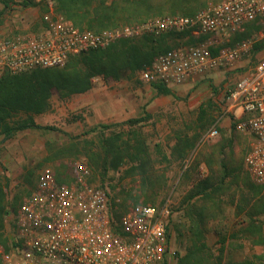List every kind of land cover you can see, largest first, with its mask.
Masks as SVG:
<instances>
[{"label": "built area", "instance_id": "built-area-1", "mask_svg": "<svg viewBox=\"0 0 264 264\" xmlns=\"http://www.w3.org/2000/svg\"><path fill=\"white\" fill-rule=\"evenodd\" d=\"M252 24L261 30L227 45ZM168 32H187L193 43L157 54L139 71L142 82L170 87L217 71L227 77L264 37V0H221L189 16H163L99 31L79 29L62 16L46 13L35 33L0 34V77L61 67L72 56L121 39ZM237 78L225 86L220 116L229 117L233 130L248 139L244 170L251 181L264 185V57ZM218 121L200 141L217 135ZM72 166L70 180L63 182L52 166L39 171L31 193L11 216V239L0 247V264H159L170 248L169 200L121 210L107 189L92 184L86 164L74 161Z\"/></svg>", "mask_w": 264, "mask_h": 264}, {"label": "rangeland", "instance_id": "rangeland-1", "mask_svg": "<svg viewBox=\"0 0 264 264\" xmlns=\"http://www.w3.org/2000/svg\"><path fill=\"white\" fill-rule=\"evenodd\" d=\"M219 1L221 0H207L204 7ZM46 13L65 16L62 10L58 9L57 0H0V34L12 36L35 33ZM185 40L187 38L171 40L169 43H183ZM257 41L264 45V37ZM263 57L264 49L250 55L245 70L252 68ZM245 70L239 68L228 72L227 77L218 74L188 78L181 84H186L185 88L180 92L174 91L169 97V102L163 99L156 103L151 112H141L139 117L142 121L137 124L87 125L83 114L72 110L76 103L70 97L79 94L64 99L56 93L52 94L46 109L41 114L33 115V120L42 126L55 127L61 130V133L44 129H25L0 145V183L5 186L4 204L7 209V214L3 217L5 240L0 247L11 239V216L31 193L39 171L45 166L55 167L48 154L57 147H65L70 143L85 146L97 138L105 139L112 134H120L122 140H126L130 133L134 132L144 139L148 147L143 166L126 158L116 169L108 170L103 176L90 170L91 182L107 189L118 207L139 203L158 205L169 200V246L175 253L170 256L167 264H192L198 259L201 264H264V213L250 222L244 217V213L239 211V195L231 194L239 189L248 191L250 185L254 188L262 186L259 194L261 195L264 186L251 181L244 170L243 156L248 147V139L233 130L229 117L220 116L225 103V86L237 80L238 75ZM92 83V88L99 87L109 93L126 88L139 89L143 93V89H146V92H150L149 101L165 96L158 94L152 84L142 82L138 73L119 81L104 80L103 77L97 76ZM169 89L173 90L170 87ZM201 109L204 113L200 112ZM237 113L236 110L234 114ZM217 118V135L200 141ZM186 139L196 140L193 147L187 149L188 152L183 155L184 146L187 145V142H184ZM48 148H51V151L48 152ZM84 160L82 152L76 154L75 161L85 164ZM72 162L69 164V174L73 173ZM222 162L229 170H234L223 186L224 195L221 198L226 201V214L219 217L222 218L219 221L222 224L217 228L215 222H209L210 228L205 235L209 250L187 260L186 242L178 237V233H184L186 230V220L181 217L180 203L195 191L193 187L198 181L210 175L208 164L213 175L220 177ZM140 167H143V173ZM140 190L146 192L148 200L142 193L139 194ZM229 195L233 197L232 204ZM136 198L139 200L135 201ZM235 213H238V216L235 217ZM248 223L247 232L244 229ZM222 225L225 229L221 230L220 235H216L213 229L219 231Z\"/></svg>", "mask_w": 264, "mask_h": 264}, {"label": "trees", "instance_id": "trees-1", "mask_svg": "<svg viewBox=\"0 0 264 264\" xmlns=\"http://www.w3.org/2000/svg\"><path fill=\"white\" fill-rule=\"evenodd\" d=\"M206 3L207 0H57V7L65 14L64 18L79 29L99 31L119 26V23L137 24L163 16H189L197 9L204 7ZM260 30L259 26L252 24L243 33L232 36L227 45H232ZM184 38L187 40L183 43H169L171 40H183ZM260 42L256 41L253 44L251 55L264 49V45H260ZM187 43H193V39L187 32H168L159 37L146 34L134 39H121L104 49L90 50L72 56L61 67L34 69L19 75L0 77V145L25 129H44L61 133L62 131L55 127L41 126L33 120V115L41 114L46 109L52 94L56 93L64 99L74 94L85 93L92 89L93 79L97 76L113 81L128 79L149 65L157 54ZM211 52L214 53L215 50ZM152 87L158 94H171L170 89L161 84H152ZM200 112L204 113V110L201 109ZM141 121L139 117L115 123L114 126L137 124ZM195 140L186 139L184 141L187 145L184 146L183 155H186L187 149L193 147ZM49 151L51 148H48ZM147 151L148 147L144 139L137 133L131 132L126 140H122L120 134H112L105 139L97 138L93 143H86L85 146L80 143H70L65 147H57L48 154V157L55 165L57 180L63 182L70 180L69 164L75 161V156L79 152H82L86 166L103 176L108 170L116 169L126 158L137 161L143 166ZM207 166L210 175L198 181L193 187L195 191H192L180 203L181 217L186 220V230L184 233H178V237L186 242L187 260L209 250L205 243V235L210 228L209 222H215L217 228L219 224H222L219 222L222 218L219 217L226 214V201L221 197L224 195L225 181L234 170H229L222 162L220 164L221 176L218 177L213 175L209 164ZM142 168L140 167V170L143 173ZM261 188L262 186L254 188L249 185L248 191L239 189L231 193L239 195V211L244 213V217L250 222L264 213V191L259 195ZM4 189L5 186L0 183V244L5 240L3 217L7 214ZM141 193L146 199V192L142 190L139 194ZM137 200L139 198L135 199ZM229 201L232 204V195H229ZM139 204L154 207L160 205ZM119 206V209L126 210L131 205ZM236 216L238 213H235ZM169 222L167 225L168 240ZM248 226L249 223L244 231H249ZM223 229H225L224 225L219 231L215 228L213 231L216 235H220ZM174 253L172 247L167 249L159 264H167ZM192 264H201V262L198 259Z\"/></svg>", "mask_w": 264, "mask_h": 264}, {"label": "crops", "instance_id": "crops-1", "mask_svg": "<svg viewBox=\"0 0 264 264\" xmlns=\"http://www.w3.org/2000/svg\"><path fill=\"white\" fill-rule=\"evenodd\" d=\"M246 65L247 59L238 62L240 68H244ZM218 74L223 75L224 73L217 71L206 76H216ZM185 86L186 84L170 86L173 89L170 90L171 94H167L164 97H156V99L150 101V92H146V89H143L142 93L139 89L128 90L127 88L119 91H110L109 93L104 89L94 87L85 93L74 95V97L70 98L76 103L73 105L72 110L83 114L85 124H115L137 118L143 111L151 112L158 101L165 99L166 102H169V97L174 94V91L180 92ZM72 127H75V125H72Z\"/></svg>", "mask_w": 264, "mask_h": 264}]
</instances>
